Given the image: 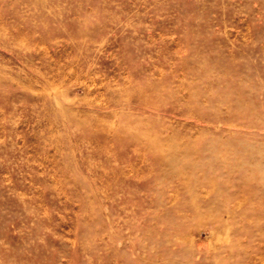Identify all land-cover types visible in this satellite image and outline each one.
Listing matches in <instances>:
<instances>
[{"label": "rangeland", "instance_id": "1", "mask_svg": "<svg viewBox=\"0 0 264 264\" xmlns=\"http://www.w3.org/2000/svg\"><path fill=\"white\" fill-rule=\"evenodd\" d=\"M0 264H264V0H0Z\"/></svg>", "mask_w": 264, "mask_h": 264}]
</instances>
